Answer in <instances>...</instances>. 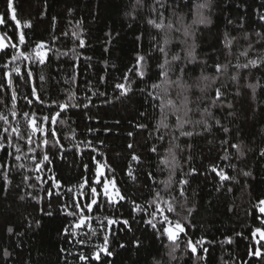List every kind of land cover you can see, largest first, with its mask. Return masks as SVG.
Segmentation results:
<instances>
[{"label":"trees","instance_id":"obj_1","mask_svg":"<svg viewBox=\"0 0 264 264\" xmlns=\"http://www.w3.org/2000/svg\"><path fill=\"white\" fill-rule=\"evenodd\" d=\"M177 2V17H173L171 11L166 12V16L173 19V22L183 16L184 27H191L187 36L182 35L183 29L181 32L171 33L172 42L166 48L168 59L171 60L175 54L181 56V60L174 61L173 64L185 66L184 80L189 85H208L205 94L200 92L199 87H191L187 93L190 101L188 107L193 109L188 115L193 123L185 124L182 131L192 132L190 137L180 135L181 129L176 128V115L172 114V109L168 110L169 127L161 128L159 132L155 130L162 116L159 108L154 107L159 101H152L146 93L138 90L145 87V83L139 79L132 85L133 91L127 96L117 99L113 91L115 79L122 77L132 67L138 55L148 52H151V57L143 65L147 70L145 81L149 85L160 82L155 75L159 69L155 68L153 58L159 56L160 62H163V54L154 51L156 43L160 42L163 46V41L157 35L158 30L141 20L147 14L146 11L132 13L131 5L134 0H12L16 16L22 25L31 21V28H23L26 33H30L26 39L50 42L48 46L53 51L48 53L47 65L31 64L32 48L24 53L28 60L20 56L26 45H20L16 49L15 55L19 59L13 60L10 55L3 61L8 64V68H0V84L4 85L0 88V101H3L0 103V115L7 122L0 120V136L7 135L3 129L10 125L18 127L21 132L27 130V122L21 114L29 111L26 100L29 88L15 72L16 68L21 73L29 66L34 69L32 79L42 86L40 91L46 100L51 97L66 101L71 90L75 92V102L81 104L87 84V88L91 89L87 95L91 97L92 103L87 109H70L66 117L67 123H57L60 134L66 137L62 143L67 151H64L63 159L54 160L49 166L50 170H36L34 157L40 154V148L35 153L22 150L19 153L20 160L11 156L8 158V175L12 183L7 184L0 173V264H155L157 260L164 264H264V238L259 233L251 235L256 227H260L254 205L258 200L264 199V157L258 154L264 149V65L257 68L249 66L247 69L235 67L237 63L244 64L248 59L260 60L264 54V41L257 43L255 35L256 32L264 34V21L258 19L259 15L264 14V0ZM204 3L207 7L197 9V4ZM9 12L7 0H0V14H4L6 20ZM200 15L206 22L193 24L192 21L199 20ZM132 16H136V19ZM4 27L0 25V35H4ZM64 32L68 36H63ZM73 33L80 34L85 40L84 48L77 46L78 41ZM225 33L230 39L236 38L232 44V55H227L229 49L224 47ZM8 35H11V29ZM245 35L248 36L247 40L244 39ZM137 36L141 37L139 41ZM154 36L156 39H153ZM11 42H15L14 37ZM249 44L253 50L248 57L240 56L239 53L247 49ZM193 46L195 63L185 59ZM74 47L75 54L72 52ZM105 48L108 50L105 51ZM74 55H78V59H74ZM85 57L91 59L85 60ZM229 60L231 64L228 76H221L215 84H212L211 79L200 82L201 70L204 75L215 77L218 74L214 71V65ZM74 63L81 67L77 69L76 82L70 86L63 81L72 79L71 65ZM8 73H11V86ZM41 73L44 80L39 79ZM231 75H236L237 80L232 81L229 78ZM101 77L104 78L103 82ZM172 78L175 79L176 76L173 75ZM56 81L60 83L56 84ZM250 84L259 85L255 95L252 88L248 87ZM218 87L224 95L217 101V106L212 107L211 99ZM14 92L15 101L11 99ZM102 92L105 95H100ZM202 96L203 100L200 99ZM170 98L176 101L177 107H181L183 96L177 97L173 92ZM229 103L232 104L230 109L227 107ZM205 108L212 112V117L204 115ZM34 110L37 117L47 115L49 111ZM13 111L17 115H13ZM177 114L183 117V109ZM200 119H206L212 125L211 131L194 123ZM215 119L220 120V126L215 124ZM139 124H146L147 128L137 127ZM223 127H227L229 132H223ZM162 133L164 139L159 140ZM225 139L229 145L241 143L245 156L239 158L236 149L222 146L221 142ZM17 144L23 145L24 142L13 140L12 147L7 151L15 154ZM129 144L132 145L131 148L128 147ZM175 144L180 147L174 148ZM152 147L157 148L156 153L150 151ZM170 147L173 148L179 167L175 168L168 191L171 195H178L177 181L187 178L188 183L183 185L186 199L181 197L180 204L184 209L195 208L188 217L190 223L185 221L189 235L193 240L203 238L210 242L204 244L208 248L204 260L198 258L202 254L199 246L195 255L186 250L183 234L178 240L180 247L174 253L175 259H171L167 255L169 249L163 247L160 239L153 236L151 227L144 223L148 217L145 216L142 220L140 214L132 211L128 203L129 200H135L144 204L145 198L150 199L149 185L153 191L164 188L160 182L168 179L169 169L160 162L166 156L171 160ZM93 148L95 152L92 151ZM52 151L55 152V149ZM225 152L229 155V160L223 159ZM133 154L141 158V163L131 159ZM91 156L106 162L115 170L109 172L105 168V175L115 176L120 194H126V200L106 208L103 215H96L100 216L105 225L107 220L104 216L127 219L129 224L128 227L113 224L111 231H108L102 230L99 221L93 219L90 227L75 229L74 236H65L62 230L73 218L62 215L58 207L65 201L72 204L73 200L68 199V195L74 200L81 199L79 194L85 191L82 174L90 179L93 173L95 161L91 160ZM85 164H88L87 172H84ZM229 164L236 167H227ZM20 165L24 167L20 168ZM213 166H218V170L222 168L232 179L221 183L219 176L212 171ZM129 168L133 171L135 180L127 175ZM193 168L195 173L185 176ZM244 171H250L252 175L245 177ZM148 172L154 173L155 185L146 176ZM53 174L65 187L53 188V192L59 191L62 195L53 196L50 202L45 190L52 183L48 177ZM22 176L30 179L21 183ZM33 184L35 187L31 186ZM4 188L7 191H3ZM69 188L71 193H68ZM120 204L124 206L120 207ZM42 208L50 210L53 215L42 214ZM88 215L92 216L93 213ZM185 216L187 212L180 210V217L176 218ZM9 227L13 228L12 234L7 231ZM92 229H96L95 236L92 235ZM104 235L109 237L108 250L112 252V256H106L100 251L104 246ZM227 238H231L230 244L227 243ZM164 242L168 243L166 238ZM121 244L124 247H120ZM5 249L11 253L6 258L2 254ZM96 252L100 253L99 260L94 258ZM256 252L260 255H255ZM80 255L88 259L81 260Z\"/></svg>","mask_w":264,"mask_h":264},{"label":"snow or ice","instance_id":"obj_2","mask_svg":"<svg viewBox=\"0 0 264 264\" xmlns=\"http://www.w3.org/2000/svg\"><path fill=\"white\" fill-rule=\"evenodd\" d=\"M7 7L10 10L7 20L5 19L4 14H0V25L5 26L3 29L4 35H0V68H8V64L4 63L3 61L6 60L10 55L13 60L19 59V57L16 56L15 53L16 49L20 45H26L24 51L20 53V56H23L25 60H28V56L24 55V53L28 52L29 48H32L31 55L33 56V59L31 61V64L47 65L49 63L48 53L53 51L52 48L48 46L50 42L27 40L26 37L29 36L30 33H26L23 28H31V21H27L22 25V22L16 16V11L12 5V0H7ZM178 7L179 3L177 2V0H150V2L149 0H134V3L131 5L132 13L146 11L147 14L141 17V20L145 24L151 26L153 29L158 30L157 35H160L163 41V46L160 42H157L154 49V51L163 54V62H160L159 56L153 58L155 60V68L159 69V71L155 72V75L157 79L160 80V82H153L149 85L145 81L147 70L143 67V65H146L148 62V58L151 57V52H148L145 55H138L136 58V62L132 65V67L129 68L128 71L122 75V77L115 79L114 83L112 84V88L114 93L116 94V98L119 99L131 93L133 91L132 85L136 83L137 79H139L141 82L145 83V87H140L138 90L141 93H146L147 97H149L152 101H159V103L155 104L154 107L159 108L162 116L155 130L159 132L161 128L167 129L169 127V124L167 123L169 115L168 110L172 109V114L176 115V128L181 129L180 135L190 137L193 135L192 132L182 131L185 124L193 123L188 115L189 112L193 111V109L188 107L190 101L187 93L190 91L191 87H199L200 92L202 94H205L208 85L204 84L203 86H200V83L189 85L184 80L185 66L173 64L174 61H180L181 56L179 54H175L172 56L171 60L168 59V51H166V48L172 42L171 33L174 31L181 32V29H183L182 35L187 36L189 35L188 29L191 27V25H189L188 27H184L183 16H179L178 18H176L175 22H173V19H170L168 16H166V12L171 11V15L173 17H177L175 9ZM196 7L197 9H202L207 7V5L205 3L197 4ZM132 13H129V15H131ZM132 18L135 20L136 16H132ZM258 19L260 21H264V14L259 15ZM53 20H55L54 17ZM165 21H167V23H165ZM205 22V18L202 15H200L199 20L192 21L193 24ZM229 23H231V21H229ZM176 25H179V27H177ZM77 27H79V25H77ZM9 29H11V35H8ZM62 35L68 36V33L64 32L62 33ZM73 35H75L76 41H78L77 46L79 48H84L85 40L81 38V35L78 33H73ZM109 35L111 36V33H109ZM255 35L258 38L256 41L257 43L264 41V34L256 32ZM13 37L15 38V42H11L13 40ZM58 38L59 37H54V39ZM136 39L139 41L141 37L137 36ZM153 39H156V37L154 36ZM235 39V37H232L230 39L228 37V34L225 33L224 47L229 49L227 55H232L231 49L233 40ZM244 39L247 40L248 36L245 35ZM6 41L8 43H6ZM180 42L184 43V41ZM107 50L108 49L105 48V51ZM252 50V45L249 44L248 48L241 51L239 55L242 57H248L249 52H251ZM72 52L74 54L76 53L75 47L72 48ZM63 55H68V53H63ZM73 58L78 59V55H74ZM90 59L91 57H85V60ZM185 59H187L191 63L196 62L194 46L192 50H189L187 52V57ZM230 64V60L226 63H216L214 65V71L218 75L212 78L204 75L203 70H201V76L199 78L200 82L203 83L211 79L212 84H215L216 81L221 78V76H228ZM261 65H264V54L261 55L260 60L248 59L246 63H237L235 67L247 69L249 68V66L257 68ZM71 67L72 79H65L63 81L64 84H68L70 86L71 84L76 82L78 75L77 69L81 66L78 63H74L71 65ZM15 72L21 77L24 84L29 88V91L26 95L29 111L23 112L21 114L27 122L26 131L21 132L18 127L10 125L9 127L3 129V132L7 133V135L0 136V154H2L0 155V173L3 174V179L7 182V184L12 183V180L9 179L8 175V171L10 169L8 158L11 156L15 160H20L21 156L19 155V153L22 150H26L27 153H35L37 148L41 149L40 154L37 157H34L36 161L37 171H48L50 170L49 166L53 164L54 160H56L57 158L63 159V153L64 151H67V149H65L62 140L66 137L60 134V130L56 126L57 123H67L66 117H68L70 109H76L80 107L87 109L92 103L91 97L87 95V92L91 91L90 88H87V84L85 85L86 93L84 96V100L81 104H77L75 102V92L71 90L69 91L66 101H61L58 98L51 97L46 100L43 93L40 91V88L42 86L38 84L34 79H32V77L34 76V69L31 66L26 67L23 73H21V70L19 68H16ZM170 73L172 75H170ZM173 75L176 76L175 79L172 78ZM8 76L9 86H11V73H8ZM129 77H132V79L130 80ZM229 78L232 81H236L238 77L236 75H231ZM39 79L44 80V76L42 73L39 76ZM100 79L101 82L104 81L103 77H101ZM59 83L60 81H56V84ZM258 86L259 85H248V87L252 88L253 95H255V90ZM3 87L4 85L0 84V88ZM149 87L151 88V90H148ZM157 89H159L160 91L156 92ZM57 91H59V89H57ZM173 92H175L177 97L183 96L182 101H180L181 107H177L176 101L170 98ZM100 95L103 96L105 95V93L102 92L100 93ZM222 95H224V93L221 92V88H216L214 98L211 99L212 107L217 106V101H220ZM11 99L15 101V92L13 93ZM200 99L203 100L204 96H202ZM0 103H3V101H0ZM13 106L15 107V105ZM227 107L229 109L232 108V104H227ZM181 108L183 109V117L177 114L181 111ZM34 109H39L40 111L48 109L49 111L47 115L37 117L36 111ZM13 115H17V113L13 111ZM141 115H144V113H141ZM204 115H206L207 117H212L213 114L211 111L205 108ZM0 120H5V117L3 115H0ZM5 122L7 121L5 120ZM194 123L197 125H203L206 131H211L212 125L206 119L196 120ZM220 123L221 122L219 119H215V124L217 126H220ZM137 127L143 129L147 128V125L139 124ZM89 131H92V129H89ZM222 131L228 133L229 129L227 127H223ZM13 134H15V136H13ZM129 135H132V133H129ZM149 135H151V133H149ZM158 139L163 140L164 134L162 133L158 137ZM13 140L24 142L23 145H16L15 154L7 151L9 147H12ZM50 143L51 148H49ZM221 143L222 146H228L230 148L236 149L239 154V158H243L245 156V152L243 151V146L241 143H232L231 145H229L227 139L223 140ZM89 144H91V141H89ZM128 147L131 148L132 145L129 144ZM173 147L179 148L180 145L175 144ZM45 149H47V151H45ZM52 149H55V152H53ZM92 151L95 152V148H93ZM150 151L156 153L157 148L152 147ZM258 154L259 156L264 157V149H261ZM169 156L171 157V160L166 156L165 159L160 162L165 166V168L169 169L168 179L160 182L164 185V188L162 190L153 191L151 185H149L150 199L145 198L144 204H140L135 200H129L128 203L131 205L132 211L140 214V218L142 220H144L145 216L148 217L146 220H144V223L151 227V229L153 230V236L160 239L163 247L169 249L167 255L171 259H175L174 253L180 247V243H178V240L181 239V234H183V243L185 244L186 250H190V252L195 255L199 246V248L202 250V254L198 258L200 260H204L208 253V248L204 247V244L210 242L203 240V238L199 240H193V238L189 235L185 227V221L190 223V221H188V217H190L191 214L195 211V208L189 207L187 209H184L183 205L180 204L181 197H185L186 199V190L183 185H186L188 183L187 178L177 181V184L179 185L178 195H171L168 191L175 175V168L179 167V163L176 161L175 153L172 147L169 148ZM131 159L133 161H136V163L138 164L141 163V158L136 156L135 154L132 155ZM223 159L229 160V155L227 154V152H225ZM91 160L95 161L91 178L89 179L87 176H84L82 174L85 191L79 194L81 196V199L74 200L71 195H68V199L73 200L72 204L69 205L65 201L62 206L58 207V211L62 215L73 218L68 222V226L64 227L62 230L65 236H74L75 229L90 227V221H92L93 219L99 221L102 226V230L107 229L108 231H111V225L113 224H123L128 227L129 222L127 219H120L119 217L111 219L107 216H104V219L107 220V224L105 225L104 221L100 219V216L96 215V213H100L101 215H103L106 208L113 207L119 204L120 201L126 200V194H120V189L116 186L115 176L105 175V168H107L109 172L115 171L110 165H107L106 162L96 160L95 156H91ZM19 167L23 168L24 166L20 165ZM227 167H231L234 169L236 166L234 164H229L227 165ZM83 168L84 172H87L88 164H85ZM195 171L196 170L193 168L188 173H186L185 176L194 174ZM212 171L215 172L217 176H219L221 183L232 179L222 168L218 170V166H213ZM127 175L135 180V175L133 174L131 168H129ZM243 175L245 177H250L252 173L250 171H244ZM146 176L151 180L152 185L156 184L154 173L148 172L146 173ZM28 179L30 178L27 176H22L21 183L26 182ZM38 179L41 178L38 177ZM48 179L51 180L52 183L48 185V188L45 191L47 198L51 202V198L53 196L60 197L62 195V193L59 191L53 192V188L59 189L61 187H65V185H63L61 181L56 179L55 174L49 176ZM109 185H111V187L115 189L114 195L117 196L118 199H114L113 195L110 194ZM31 186L35 187V184ZM228 190L231 191V188H229ZM3 191H7V188H4ZM68 193H71L70 188L68 189ZM21 199H23V197H21ZM123 206L124 205L120 204V207ZM254 207L256 208L258 213L257 221L260 227H256L255 231L251 235L259 233V235L264 238V199L258 200ZM149 209H151V211H149ZM180 210H185L187 212V216L176 218L180 217ZM41 212L42 214L47 216L53 215L50 210L46 211L43 208L41 209ZM88 213H93V215L89 216ZM38 226L39 223H37V227ZM128 230H131L130 227L128 228ZM7 231L9 234H12L13 228L9 227ZM91 231L93 236L97 234L96 229H92ZM18 235H23V233H18ZM165 238L167 239L168 243L164 242ZM108 239V235H104V246L100 249V251H102L106 256H112V252L108 250ZM231 242V238H227V243L230 244ZM69 243H71V241H69ZM221 243H223V241ZM137 246H140L139 242H137ZM120 247H124V245L121 244ZM61 251L63 252L64 249H61ZM2 254L5 258L11 255V253H9L6 249L3 250ZM255 255L259 256L260 253L256 252ZM94 258L99 260L100 253L96 252ZM79 259L86 260L88 258L80 255ZM155 264H164V262L161 260H157Z\"/></svg>","mask_w":264,"mask_h":264},{"label":"rangeland","instance_id":"obj_3","mask_svg":"<svg viewBox=\"0 0 264 264\" xmlns=\"http://www.w3.org/2000/svg\"><path fill=\"white\" fill-rule=\"evenodd\" d=\"M6 43H8V42L6 41ZM109 189H110V194L113 195V198H114V199H118V197L114 195V193H115V189H113V188L111 187V185H109Z\"/></svg>","mask_w":264,"mask_h":264}]
</instances>
